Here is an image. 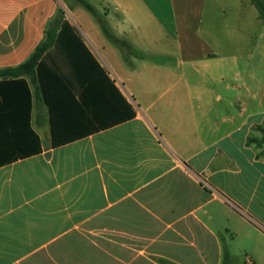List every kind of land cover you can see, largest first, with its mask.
<instances>
[{
  "label": "crops",
  "instance_id": "0c3cea01",
  "mask_svg": "<svg viewBox=\"0 0 264 264\" xmlns=\"http://www.w3.org/2000/svg\"><path fill=\"white\" fill-rule=\"evenodd\" d=\"M84 1L133 52L74 0H0V69L61 8L103 71L72 43L50 106L26 76L28 109L0 85V264H264V18L250 0ZM25 113L29 156L10 148Z\"/></svg>",
  "mask_w": 264,
  "mask_h": 264
},
{
  "label": "trees",
  "instance_id": "16d2710c",
  "mask_svg": "<svg viewBox=\"0 0 264 264\" xmlns=\"http://www.w3.org/2000/svg\"><path fill=\"white\" fill-rule=\"evenodd\" d=\"M74 1L77 2L80 6H82L85 10H87L95 18L104 36L111 44L117 47L119 51L122 52L125 49L127 51L133 52L131 45H129L127 41L123 39H119L113 35L105 19L97 12V10L92 5H90L88 2L84 0H74ZM250 1L257 9L259 16L261 18H264V0H250ZM72 43H77L79 46H81V49L86 53L88 57H90L93 64L98 68L100 72L103 73L97 62L92 58L89 51H87V49L83 45L81 39L75 34L74 28L65 19L64 11L61 8H59L55 17L47 23L44 40L37 45V47L31 53V55L23 63L19 64L16 67L0 69V78L13 79L12 81H8V80L5 82L0 81V85H5L4 87H7L6 89H9L8 91H10V99H3L5 104L7 102V104L14 105L16 101L14 99V96L11 94L17 90L20 91V93L22 94L21 96L22 101L20 105L24 109H28L30 107V102H31L30 88L26 80L22 78L23 76H26L29 79V81L37 84L36 89L39 90V92L42 94V97L46 102V104L50 106L48 93L62 88L61 86H59L58 81L55 80L56 79L55 71H57L56 70L57 68L62 69L63 65L62 63L55 62L53 58L60 57V55L64 53L65 50L64 47L65 48L72 47L71 46ZM72 49L74 50V48ZM51 58L52 60L49 61V59ZM72 58L75 57L73 55L71 57L69 54L66 57V61L68 60L69 62L72 63ZM11 116L13 118L14 116L15 118H19V116H22L23 122H19L18 119L17 120L13 119V122L11 121L13 125L16 123V121H18L19 123H21L22 126L17 129L14 128L13 125H11V131L9 135H11V139L13 143L11 145L12 147L10 148L19 150L21 156H29V154H31L32 152H36L37 150H34L35 148L30 149L29 145H27L24 142V140H22L23 137L25 136V130H28L29 133L32 135L34 139V143L35 145L37 144V147L39 144L38 137L29 128V124L27 121V113H25L24 115L14 114ZM128 116L129 118H133L134 112L130 110ZM3 118L4 116H0V119ZM52 140L54 145L55 144L54 137L52 138Z\"/></svg>",
  "mask_w": 264,
  "mask_h": 264
},
{
  "label": "rangeland",
  "instance_id": "374dc122",
  "mask_svg": "<svg viewBox=\"0 0 264 264\" xmlns=\"http://www.w3.org/2000/svg\"><path fill=\"white\" fill-rule=\"evenodd\" d=\"M235 262L237 264H243V259L241 257H238V258L235 259Z\"/></svg>",
  "mask_w": 264,
  "mask_h": 264
}]
</instances>
